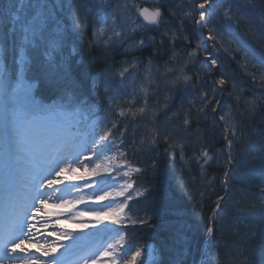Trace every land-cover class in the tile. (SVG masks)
<instances>
[{
  "label": "trees",
  "instance_id": "1",
  "mask_svg": "<svg viewBox=\"0 0 264 264\" xmlns=\"http://www.w3.org/2000/svg\"><path fill=\"white\" fill-rule=\"evenodd\" d=\"M258 1L264 8V0ZM198 2L200 0H137L138 4L159 7L163 16L156 27L143 23V29L137 33L145 39V44L139 48L118 44L105 50L102 44L92 45L90 41L93 39V29L90 26L83 37L74 33L71 47L76 51L73 58L75 74L88 73L90 82L92 76L102 70L121 71L128 68L125 73L127 83H135V88L133 91L130 88V93L121 97L115 96L117 101L111 107V98L108 99L102 88H99V96L95 97L91 94L90 83L84 85L77 92L80 100L86 102L80 117L83 119L87 116V120L95 118L102 124L96 133L91 130V142L94 138L98 140L99 133L107 131L116 123L117 127L112 129L113 137L108 142L109 152L125 153L123 157H118L141 169L133 175L135 194L128 201L130 210L126 209L131 219L124 223L127 236L125 251L153 243L160 259L158 264H172L176 252L170 237L177 228H182L190 240L183 264H199L206 250V239L209 236L207 229L214 226L206 264H261L264 235L259 228V176H250L246 169L232 172L228 196L221 204L222 211L212 221L218 197L226 194L222 181L227 170L224 156L220 154L225 149L226 140L218 119L220 106L215 101L227 100L226 95L233 96V81L224 77L226 83L221 90L210 80L207 73L204 74L194 67V57L188 55L195 49L197 53L201 52V46L197 48L200 40L199 27L192 18L184 15ZM215 16L217 12L209 20L214 32ZM196 18L198 19V15ZM63 22L71 32V20L66 17ZM246 32L249 34V38L248 34H244L247 40L232 30L219 35L220 39L225 35L233 43L229 54L235 60L234 64L242 57L243 53L239 49L243 47L244 40L264 49V32L256 26ZM173 34L179 37L174 44L170 39ZM5 59L11 65V58ZM130 64H135V67H130ZM147 65L151 67V76L145 86H142L143 66ZM259 73L264 76V67L259 69ZM185 76L191 79L185 82ZM144 87L147 88L146 114H137L135 118L120 117L119 108L129 107L124 101L135 97L133 111L144 106ZM195 88L206 92L208 99L213 102L204 105L197 93L190 97L186 91ZM239 96V100L243 98L242 95ZM246 96L249 99L241 100L240 103L246 106L244 109L240 107L238 113L241 119V136L235 150L237 156L250 140H256L253 130L264 128V114H261L264 96L257 97L256 93L250 91H247ZM36 100L42 106L64 103L58 96L39 91L36 93ZM253 101L254 111L251 104ZM77 107H80L79 102L66 106V109L75 111ZM185 114L190 119L189 125L183 123ZM81 125L85 127L83 122ZM153 127L161 132L156 144L147 141V134ZM121 132L123 136L120 135ZM165 134L168 136L167 141L164 139ZM142 140L145 143L142 144ZM178 143L183 144V160L180 158L179 147L169 148V145ZM202 149L222 157L219 161L214 158L208 164H203V159H198ZM172 150L176 152L174 160L169 155ZM137 191L143 195L137 196ZM201 193L204 195L201 196ZM250 219L256 221L255 233L250 231V226H246ZM133 220H145L147 223L133 224Z\"/></svg>",
  "mask_w": 264,
  "mask_h": 264
},
{
  "label": "snow or ice",
  "instance_id": "2",
  "mask_svg": "<svg viewBox=\"0 0 264 264\" xmlns=\"http://www.w3.org/2000/svg\"><path fill=\"white\" fill-rule=\"evenodd\" d=\"M214 0H200L191 6V10L186 12L185 17L193 19L196 25L201 28L207 23L209 16V8L212 7ZM65 7V0H0V121L3 123V134L0 137V151L3 153L4 180L0 182L6 194H11L14 189V172L20 166L21 161L30 162L37 159L41 154L49 152L51 145L57 139V133L70 135L71 118L83 115V107L86 102L80 100L77 95L78 90L90 83V91L92 96H99V82L104 77V73L92 76L88 81V73L75 74L73 70V58L76 51L71 47L73 34L76 33L83 37L88 29L89 17L96 21L93 28V39L90 41L92 45H103L105 50L124 42L131 34L136 33L140 28L144 27L143 23H139L137 19H132L135 13L138 17L143 18V22L147 25L158 26L162 20V12L159 7L150 9L148 7H140L135 0H116L113 4L112 0H70L72 31L70 32L67 25L62 21V13ZM198 15V19L196 16ZM224 17L228 20L233 19L231 9L224 12ZM183 27V24H181ZM231 35V33H230ZM175 34L170 38L174 44L178 39ZM210 40L216 37L209 35ZM154 39V38H152ZM187 39V37H184ZM163 42V41H162ZM145 44V39L134 41L132 48H139ZM200 45H197L199 48ZM244 53L245 63H252V60L259 62L260 67H264V52H257L254 48L242 47L239 49ZM127 51V50H126ZM189 57H194L196 51L190 52ZM6 57L11 58V65L6 61ZM95 59V58H94ZM215 65L216 61L212 60ZM253 66H255L253 64ZM135 67V64H130ZM128 68H123L119 75L125 77ZM191 77L185 76L187 82ZM255 80L256 77L253 76ZM216 84L223 86L226 80L221 77L215 81ZM108 89L106 88L105 91ZM142 90L145 93L144 106L133 111L132 106L135 105V97L129 101H124L129 105L128 108H119V116H131L135 118L137 114L141 116L146 114L147 104V88ZM58 96L62 104H53L48 106L40 105L36 100L37 92ZM204 105L212 103L208 99V94L201 93ZM239 99V97H237ZM117 101V97L113 96L109 100V105ZM79 102L80 107L75 111H66V106H72ZM219 105V101H215ZM252 110H255V101L251 102ZM203 107L201 111H203ZM215 111V109H213ZM43 114V115H41ZM227 114L220 116V120L225 121L222 128L224 139L226 140L225 149L221 150L224 156V165L226 171L224 173L223 184L225 189L230 190L229 179L232 172L246 169L250 176H259L260 183L257 202L259 203L261 214L259 216V228L261 234L264 235V128L254 129L253 134L256 136L255 141H249L242 152L237 156L236 147L239 143V134L236 123L230 122ZM42 122V123H38ZM184 125L190 124V119L185 114ZM116 123L111 125L107 131L99 133V139L93 140V155L99 156L109 147L108 142L113 137L112 129L116 128ZM125 131L127 129L125 128ZM123 136V132L120 133ZM161 132L157 127H153L147 134V141L156 144ZM167 141V134L164 135ZM123 142V141H121ZM141 143H145L144 140ZM180 148V158L183 160V144L169 145L170 149ZM167 151V150H166ZM121 157L125 153H119ZM169 155L174 160L176 152L169 151ZM203 164H208L214 158L219 161L220 156L210 154L207 149H202L200 157ZM51 164L59 165L60 150L59 148L49 152ZM115 157L104 156V160L112 161ZM91 162V161H90ZM78 159H72L64 162V166L57 169H49L48 176L42 181L37 177L34 184L35 192L32 196L33 200L38 201V206L32 211V206L25 208L21 213L15 215L6 221L0 228V264H62L57 252L64 247L58 241L61 238L73 239L70 232H49L47 235H55L56 241L51 243L45 238L44 243H40L38 237L40 229L35 223L27 221V216L31 212V219L35 221L37 214L45 209L55 208L59 212L52 213L45 211V216H63L76 208L78 204H86L83 198L77 200H66L63 194L57 197L59 203L49 204L48 195L42 192L41 188L54 189L61 191L57 186L65 184V188H74L79 191V187L74 181H83L86 176H99L98 181H90L86 187L95 186L98 194L94 203L108 201L99 208H88L87 211H79L72 218L83 217L86 215L94 216L97 223L110 221L112 224L122 225L124 221L130 220L126 213V209L130 210L128 201L133 199V195L129 190L134 188L135 181L129 182L125 180L116 186L109 185V179L115 180L111 176L113 171L127 168L122 172L123 177H130L131 172H140V168H131L125 161L123 163H109L102 165L95 163V166L89 171L88 165L84 164V174L78 175L79 168L73 164H80ZM155 167V163L153 164ZM106 174V175H105ZM119 174V171H118ZM69 183H65V182ZM111 188V190H109ZM137 196L143 195L137 191ZM204 193H201L203 196ZM119 198H123L122 200ZM225 199L220 196L216 202V208L212 213V219H215L218 212L222 211L221 201ZM255 208V205H253ZM145 224L147 221L133 220L135 224ZM57 223H60L57 220ZM255 219L249 220L250 231L255 233ZM42 227L47 228V223H42ZM77 227L86 228L88 225L81 221ZM209 235L213 233V228L207 229ZM172 245L175 246L176 258L172 264H183V257L187 254V248L190 240L184 234L182 228H177L170 237ZM34 241V243H33ZM126 234L117 232L112 238V242L108 243L102 256L107 257L111 264H156L158 251L148 246L136 247L131 251L130 256L122 253L125 249ZM40 253V256L30 254V250ZM42 257H47L43 259ZM145 257V259H142ZM84 264H88L85 259ZM93 264L95 262L93 261ZM201 264H206L201 261ZM261 264H264V252H261Z\"/></svg>",
  "mask_w": 264,
  "mask_h": 264
},
{
  "label": "rangeland",
  "instance_id": "3",
  "mask_svg": "<svg viewBox=\"0 0 264 264\" xmlns=\"http://www.w3.org/2000/svg\"><path fill=\"white\" fill-rule=\"evenodd\" d=\"M147 1V0H142ZM217 2V5L215 7V11L217 12V16L213 19V27L214 31H212L208 18L207 23L203 28H201L199 25V45L201 46V52L200 54L196 52V55L193 59V65L196 67L197 70L202 71V73H207L209 77L214 78L215 72H216V79H220L221 77H227L232 80V97L226 95L227 100H220L219 106L220 116L227 114V119L230 122H234L237 125L238 128V134L240 135V123L241 119L239 118V108H245L246 105H241V100L249 99L248 96H246L247 91L256 93L257 97L264 96V76L259 73V69L261 68L259 66V62L256 60H252V63H245L244 59V53L241 54L242 57L239 60H236V64H234L232 55L229 54V50L232 49L233 43L224 35L223 38H219V35H221V32L224 34L225 32L228 33L229 30H232L234 33H237L241 38H245V35L248 33L246 31L255 28V26L260 29L262 32H264V8L262 4L258 0H214ZM113 4L116 3V0H112ZM122 2V0H121ZM137 3V0H135ZM213 3V5H214ZM138 4V3H137ZM141 6L142 4H138ZM212 5V6H213ZM231 9V15L234 17L231 20H228L224 17V12ZM210 11V8L209 10ZM213 11L210 13L212 14ZM209 14V15H210ZM68 18L71 20V7H70V0H65V7L64 11L62 13V21H64L65 18ZM132 19H137L139 23H144L143 20L138 17L135 13L132 14ZM96 21L89 17V25L91 30L92 25H94ZM72 26V24H71ZM206 28V30H205ZM143 28H140L139 30H142ZM221 30V32H220ZM87 31V30H86ZM213 35L216 37L215 40H210L206 35ZM245 34V35H244ZM139 34L133 33L129 35L123 43L120 44V46H131L134 41H139L142 39V37L138 36ZM249 38V34H248ZM247 40V39H246ZM221 42V43H220ZM222 46L220 47V45ZM245 48H254L257 52V55H259L260 52H264V49L258 48L256 44L251 43L250 41H243L242 44ZM264 48V46H262ZM238 49V48H237ZM196 51V49H195ZM212 60L216 61V64H212ZM253 64L255 66H253ZM120 71H108V70H102L97 74L104 73V77L99 82V88H103L102 91L108 95V99H110L113 96H122L125 93H130L135 88V83L132 82V84H128L127 80L122 78L119 75ZM151 67L150 66H143V77H142V86H145V84L148 82L147 79L151 76ZM95 75V74H94ZM253 76L256 77V79H253ZM108 89L105 91V89ZM238 91V92H237ZM188 95L191 97L193 94H198V96L201 98L202 91H199L198 89H188L186 91ZM243 96L242 99H237V97L240 98L239 94ZM264 102V101H263ZM115 107V104L114 106ZM261 114H264V108H261ZM65 110H69L66 109ZM74 111V110H72ZM69 111V112H72ZM43 115V114H41ZM81 122L84 123L85 127L81 125ZM38 123H42L39 122ZM71 127H70V135H66L64 133H57V139L54 141V143L51 145L49 152L59 148L60 150V163L57 164H51L49 159V152H45L41 154L37 159L26 162L21 161L20 166L17 170L14 172V189L9 197V203L13 206L12 211H18L19 209H22L26 205L27 199H25L30 193H33L35 191L34 184L36 183V180H34V177H37V174L39 173V176L37 177L41 181L44 178H51L48 176V170L51 169H57L58 167L64 166V162L72 159H78L80 164H73L74 167H78V175L84 174V164L88 165L89 171L95 166L94 163H101L102 165H107L109 163H123L125 160L123 158H119V151L113 153L109 152L110 150L107 148L104 150V153L99 156V159L97 156L93 155L92 148L93 143L90 141L89 137L92 132L96 133L98 131V128L102 126V124L96 119H89L87 120V116H84L82 119L79 117L71 118ZM106 123H108L106 119ZM225 121H223V124ZM3 134V123L0 121V137H2ZM94 137V136H93ZM99 137V136H98ZM181 137V136H180ZM94 140H96L94 138ZM179 144V143H178ZM221 154V153H220ZM107 155L109 157H115L112 161H106L104 160V156ZM119 156V157H118ZM95 157V158H94ZM222 157V156H220ZM91 161V162H90ZM127 162V161H126ZM128 165L131 168H137L131 164V162H127ZM128 169H122L118 171H113L111 173L112 177H115V180L109 179L108 184L113 185L115 184L118 186L119 184L123 183L125 180H128L129 182L135 181L133 178V175L135 172L130 173V177H123L122 172L127 171ZM106 175V174H105ZM18 179V180H17ZM100 179L99 176L96 177H88L86 176L85 180L83 181H74L71 183H75L79 187V191H77L74 188H68L69 191H62L58 193V196L53 195V198L49 196V194L53 191L50 190L46 192L48 195L45 197L48 199L49 204L53 203H59L57 200V197L61 196L63 194V198L66 200H77L80 198H83L85 201H87L86 204H78L75 209L72 211L65 213L63 216H45L47 220L50 222H54L56 226L57 233L61 232H70L72 234L73 239H64L62 238L58 242L63 244L64 247L59 249V253H57V256L60 257L62 264H84L85 259L88 260V264H93V261L95 264H111L110 260L107 257H104L101 255V253L106 248L107 244L112 242V238L117 235V232L120 233H126L124 231V223L127 222V219L124 221V223L121 225L112 224L110 221H103L100 223H97V220L94 216L86 215L83 217L76 216L75 218H72L75 216V213L79 211H87L88 208H99L102 204H107L108 201H101L99 203H94L96 199V195L98 194L95 186L93 187H86L85 185L88 184L90 181H98ZM4 180V167H3V153L0 151V182ZM66 184L69 182H65ZM33 185V186H32ZM63 185L65 187V184H61L62 189ZM2 187V185H0ZM32 186V189L30 188ZM60 186V185H58ZM3 189V187H2ZM49 190V188H47ZM111 190V188H109ZM42 192L47 191L46 188H41ZM131 191V194L133 195V190ZM123 199V198H119ZM56 200V201H55ZM38 206V201H36V205L34 204L32 207V211L35 210V207ZM45 211L56 213L59 212V209L50 208L45 209L41 211L39 214L45 215ZM126 211V210H125ZM15 215H10L8 218L9 220L14 217ZM38 218V217H37ZM57 220L60 221V223H57ZM7 221V220H6ZM85 222L88 227L86 228H80L77 227V225L81 222ZM52 226V224H51ZM214 233V231H213ZM209 235V239H206V250L204 252L205 255V261L206 258H208L209 249L212 242V236ZM127 238V236H126ZM56 239L50 241L53 242ZM144 246H148L150 248H154L153 243L145 244ZM134 251V250H132ZM31 253H36V256H40V253L35 252V248H32L30 250ZM125 256H130L131 251H125L122 253ZM43 259H47L46 257H42ZM142 259H145V257H142ZM160 261L158 255H157V262L158 264ZM7 264V262H6ZM201 264V263H199Z\"/></svg>",
  "mask_w": 264,
  "mask_h": 264
},
{
  "label": "bare ground",
  "instance_id": "4",
  "mask_svg": "<svg viewBox=\"0 0 264 264\" xmlns=\"http://www.w3.org/2000/svg\"><path fill=\"white\" fill-rule=\"evenodd\" d=\"M57 187L61 190V191H59V192H62L63 190H64V191H69L68 189H66V188L64 187V185H63V189H62V186H61V185H60V186H57ZM53 195L58 196L57 191H55L54 189H53V191L49 194V196H51V198H53ZM55 201H56V200H55ZM0 203H1V202H0ZM37 217H38V220L32 221V220L27 219V221L30 222V223H35V224H36V227L40 229V235H39V237H38L40 243H44L45 238H47L48 242L50 243V241L56 239L57 237H56L55 235L49 236V235H47V234H48L49 232H56V233H57V230H56V226H57V225H55L54 222H51L52 226H51L50 224H48V223H47V218H46L45 215H43V214H39V213H38V214H37ZM30 219H31V217H30ZM42 223H47V224H48V227H47V228L42 227ZM51 228H52V229H51ZM61 239H62V238H61ZM61 239H60V240H61ZM56 240H57V239H56ZM56 240H55V241H56ZM33 243H34V241H33ZM57 253H59V252H57ZM30 254H36V253H30ZM46 258H47V257H46ZM5 264H6V262H5Z\"/></svg>",
  "mask_w": 264,
  "mask_h": 264
},
{
  "label": "water",
  "instance_id": "5",
  "mask_svg": "<svg viewBox=\"0 0 264 264\" xmlns=\"http://www.w3.org/2000/svg\"><path fill=\"white\" fill-rule=\"evenodd\" d=\"M142 7H148V8H150V9H152V8H151L150 6H148V5H144V6H142ZM215 76H216V72H215ZM215 76H214L213 80L216 79Z\"/></svg>",
  "mask_w": 264,
  "mask_h": 264
}]
</instances>
